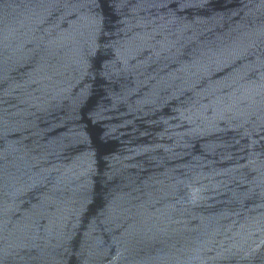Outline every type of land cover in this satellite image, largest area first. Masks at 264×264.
Returning <instances> with one entry per match:
<instances>
[{"label":"water","instance_id":"95a60500","mask_svg":"<svg viewBox=\"0 0 264 264\" xmlns=\"http://www.w3.org/2000/svg\"><path fill=\"white\" fill-rule=\"evenodd\" d=\"M0 264H264V0H0Z\"/></svg>","mask_w":264,"mask_h":264}]
</instances>
